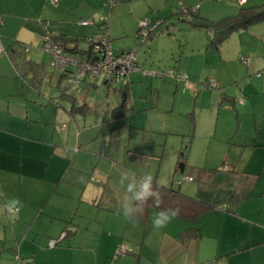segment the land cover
Masks as SVG:
<instances>
[{"label": "crops", "instance_id": "1", "mask_svg": "<svg viewBox=\"0 0 264 264\" xmlns=\"http://www.w3.org/2000/svg\"><path fill=\"white\" fill-rule=\"evenodd\" d=\"M52 1L0 0V264H264V22L231 33L216 51L203 29L186 25L181 40L168 34L178 54L157 28L128 85L101 78L104 93L92 94L99 78L71 83L41 48L48 36L87 57L89 38L102 34L94 18L102 2ZM143 1L136 25L166 12L161 0ZM239 1V9L248 3ZM205 5L199 1L195 19L209 21ZM86 18L91 24L82 26ZM36 40L42 53L27 46L16 65L10 46ZM169 69L191 86L143 74ZM208 82L215 87L203 88ZM147 133L163 134V147ZM165 158L177 159L167 174L141 170V160L161 168ZM125 171L150 174L208 210L160 230L156 211L126 220L121 205L130 202L132 177L122 181ZM123 245L129 252L117 257Z\"/></svg>", "mask_w": 264, "mask_h": 264}, {"label": "rangeland", "instance_id": "2", "mask_svg": "<svg viewBox=\"0 0 264 264\" xmlns=\"http://www.w3.org/2000/svg\"><path fill=\"white\" fill-rule=\"evenodd\" d=\"M161 1L162 2L160 3V7H164L166 12L160 11V14L158 15L154 14L155 15L154 20H150L152 19L150 17L141 18L140 20H150L151 22L153 21L152 22L153 25L152 24L150 25L151 29H153V27L157 23L163 22L160 28L157 29L158 31L157 33L168 36V39H166L167 41L165 43L166 46L169 48L170 44H172L178 54V50H179L178 42L171 41L173 38L172 36H169V35L178 34L177 37L178 39L181 40L184 34L183 29H185L186 25H188V23L180 21L179 10L182 8H189V7H191L192 9L193 8L195 9L197 7V4H199L200 0H197L198 2H194L195 0H161ZM204 1L206 2L205 8L207 9V13L208 14L211 13V18H209L210 15L205 16L207 17L209 21H218L225 17L227 18L233 17L237 14L239 10V7L237 5L238 0H217L215 2H210L207 0H204ZM101 2H102V8L100 9L99 12L94 14V18L96 22L100 21L102 18L107 19V23L109 27L108 33L110 35V45L112 49H116V51H120V50L135 51L138 57L141 56L143 53V50H145L146 48H144L142 45V39L137 37L138 31H139V23L137 25L135 24V17L133 16V14H135V11H138V12L144 11V10L138 9L142 6V2L144 1L143 0H132L131 3H128L127 0H124V1L117 0V4L114 5L112 8H110L108 5H104L105 3H107V0H101ZM261 5H264V0H248V3L244 6V8H250V7L261 6ZM88 19L90 18H86L80 21L78 20V22L81 24V21H86V20L89 21ZM82 26H88V25H82ZM45 33H48V32H45ZM36 41L37 43H35L34 45H31L29 43L25 45L31 46L32 48H34L35 51H40L39 40H36ZM173 55L174 53L170 52L169 58H171ZM171 61L173 60L171 59ZM165 72H167V70ZM58 76H59L58 73L53 74V78H55V80ZM101 78L103 77H100L99 80H97L98 81L97 89L93 90L92 94H94L96 91L98 92L100 91L102 92V94L104 93L101 87ZM44 84L46 85L48 84V82L45 80ZM47 87L48 85L45 86V88ZM107 102H108V107H109L111 105V100L108 99ZM164 137L165 136L163 134H158V133L156 134L147 133L146 134V139L149 140L151 144L153 143L154 145H157L155 146L156 148H158V145H161L160 148L163 147L164 142L161 143L160 140L163 141ZM174 139H175L174 137H171L168 139V144H167L168 149H170L171 145L173 144L172 141H174ZM150 145H148L149 152L157 151L156 148H153ZM176 161L177 159H174L173 161H171L165 158L160 164L161 168H158V166L153 167L152 164L146 160H141L140 165L143 167L141 168V170H143L145 173L151 172L155 175L157 171L160 169L161 175H165V173L167 174L168 170L171 167L172 169L174 168ZM188 172L189 171L187 169L186 173H184V176H183L184 178L187 177L186 174Z\"/></svg>", "mask_w": 264, "mask_h": 264}, {"label": "built area", "instance_id": "3", "mask_svg": "<svg viewBox=\"0 0 264 264\" xmlns=\"http://www.w3.org/2000/svg\"><path fill=\"white\" fill-rule=\"evenodd\" d=\"M208 1H217V0H208ZM53 4L56 3V0L52 1ZM245 3V0H240L239 5L242 6ZM117 4V0H108L107 5L112 8ZM196 9L191 8H182L179 10L180 21H186L189 19L191 13H195ZM102 23L99 28L102 31V34L89 39V48L91 50V58L81 57V56H73L69 55L65 52L64 48L53 41L50 37L43 38L42 51L48 55L50 60V67L59 71L63 74H69L71 83H79L84 80H94L100 77L107 82H111L112 80H116L121 82L124 86L128 85L129 80L128 76L131 72L139 70L136 65V52L135 51H123L121 53H115L112 49L109 41L108 32L105 29L107 27V19L102 18L100 21ZM161 22L157 23L155 27H157ZM2 24V19L0 17V26ZM91 24L88 21H82L81 25H89ZM149 20H140L139 21V31L137 37L142 39V43H144L149 38V33L153 31L150 28ZM28 48H26L27 51ZM4 53V50L0 46V55ZM243 62H247L244 59H241ZM68 68H71L72 71L68 73ZM146 76L150 77H163L166 76L170 79H173L177 82H181L185 88H189L191 86L187 75L175 69H169L166 73L156 74L154 72H143ZM68 75V76H69ZM204 87L214 88L215 84L213 82H208ZM192 178H188L187 181H192ZM182 180L178 182L180 184ZM8 212L10 214H15L17 212V208H8ZM56 245V241L51 240L48 243L49 248H53ZM129 252V248L127 245L121 246L117 252L116 256L120 257Z\"/></svg>", "mask_w": 264, "mask_h": 264}, {"label": "trees", "instance_id": "4", "mask_svg": "<svg viewBox=\"0 0 264 264\" xmlns=\"http://www.w3.org/2000/svg\"><path fill=\"white\" fill-rule=\"evenodd\" d=\"M184 22L188 23L189 27L203 29L208 34L209 47L216 51L219 49L220 45L227 39V37L231 33L264 22V5L250 7V8H240L235 16L231 18L221 19L219 21L198 20L195 19V13H191L189 19ZM101 24L102 23L97 22L96 25L99 27ZM160 26L158 28H160ZM107 27L105 29H107ZM153 32L154 31H151L149 33V37ZM92 38L94 37H91V39ZM51 39L56 42L54 38ZM74 42H76V40H74ZM59 45L62 46V44ZM62 47L64 48V50L66 49L64 46ZM26 48H27L26 45L23 44L21 45L20 43L17 42H15L14 44H12V46H10L8 51L12 57L11 58L12 61L16 65H18L19 63L17 61L22 59L24 53L26 52ZM66 50H65L66 53L70 52L72 55L73 53H75L74 49H71L69 51L67 50L68 52ZM87 54H88L87 57L91 58L92 55H91V50L89 48V43H88ZM78 55L81 57H85V54H78ZM93 58H95V56ZM62 75L64 74L62 73ZM198 173L201 174L203 172H201L200 170ZM153 187L160 193L161 200L159 203V207L157 208L156 206H154L152 204V201L150 200L148 204L145 206V211L143 216H140L142 205L140 204V202H134L136 206V211L134 212L133 215L136 220L146 221L151 211L157 212L159 210H167L170 207H179L180 212L177 219L186 220L192 224L196 222L197 219L208 210L207 206H204L203 204L198 203L195 200L182 195L179 191L162 187L154 181H153ZM192 235H194V231L192 228H190L187 232H185L183 236L189 238V237H193Z\"/></svg>", "mask_w": 264, "mask_h": 264}, {"label": "clouds", "instance_id": "5", "mask_svg": "<svg viewBox=\"0 0 264 264\" xmlns=\"http://www.w3.org/2000/svg\"><path fill=\"white\" fill-rule=\"evenodd\" d=\"M159 26L160 24L155 27V29ZM155 29H153V31ZM129 176H131L132 179L127 183L125 191L127 194H130V202H123L121 208L123 216L126 220L135 221L133 214L136 211V206L133 202H140L142 205L140 216H143L145 206L148 202L151 200L152 204L158 208L161 197L160 193L153 187V178L150 174L137 178L135 173L125 171L122 175V181L127 179ZM125 199L128 200V195L125 196ZM179 212V207H170L167 210L157 211L152 219L153 228L155 230L165 228L169 223L178 217Z\"/></svg>", "mask_w": 264, "mask_h": 264}, {"label": "water", "instance_id": "6", "mask_svg": "<svg viewBox=\"0 0 264 264\" xmlns=\"http://www.w3.org/2000/svg\"><path fill=\"white\" fill-rule=\"evenodd\" d=\"M181 22H184V21H181ZM162 23H163V22H161L160 25H161ZM179 168H180V171H183L184 165H183V164H180V165H179ZM64 236H65V234H64ZM64 236H63V237H64Z\"/></svg>", "mask_w": 264, "mask_h": 264}]
</instances>
